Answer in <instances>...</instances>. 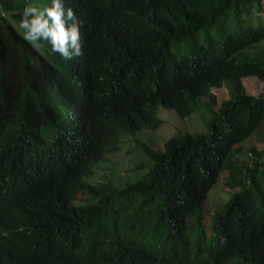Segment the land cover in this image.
Segmentation results:
<instances>
[{
    "label": "trees",
    "instance_id": "16d2710c",
    "mask_svg": "<svg viewBox=\"0 0 264 264\" xmlns=\"http://www.w3.org/2000/svg\"><path fill=\"white\" fill-rule=\"evenodd\" d=\"M25 4L51 0H0V264H264V133L243 149L264 124V93L243 84L264 83V0H65L71 59L23 39ZM222 88L207 133L139 142L142 178L96 180L125 128L187 119Z\"/></svg>",
    "mask_w": 264,
    "mask_h": 264
},
{
    "label": "rangeland",
    "instance_id": "374dc122",
    "mask_svg": "<svg viewBox=\"0 0 264 264\" xmlns=\"http://www.w3.org/2000/svg\"><path fill=\"white\" fill-rule=\"evenodd\" d=\"M243 84L247 94L259 97L264 93V83L255 77L244 79ZM214 94L217 97L215 103H211L208 99H201L193 103V113L187 119H181L172 110H158L157 114L163 123L156 130L146 129L132 134L129 129L125 128L119 150L108 156L109 163L103 167L106 170H97L96 180H103L98 177L99 174L108 176L117 184L125 182L127 177L132 181L142 178L148 172L150 158L140 149L139 142L146 143L154 150H162L166 141L173 136L183 133H207L209 121L217 116L222 101L228 99L229 96L225 88L216 90ZM262 133H264V124L252 137L243 142V149L253 147L261 150L263 139L260 138V135ZM143 164L147 167L139 168ZM227 177L228 173H223L208 194L203 210L209 218L231 197V190L226 186Z\"/></svg>",
    "mask_w": 264,
    "mask_h": 264
},
{
    "label": "clouds",
    "instance_id": "9594fccd",
    "mask_svg": "<svg viewBox=\"0 0 264 264\" xmlns=\"http://www.w3.org/2000/svg\"><path fill=\"white\" fill-rule=\"evenodd\" d=\"M18 27L23 39L35 47L46 43L53 52L66 59L81 54L78 21L65 0H51V7L43 10L25 4Z\"/></svg>",
    "mask_w": 264,
    "mask_h": 264
}]
</instances>
